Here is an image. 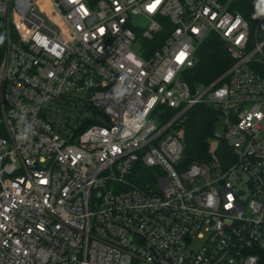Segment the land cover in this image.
<instances>
[{"label":"built area","instance_id":"obj_1","mask_svg":"<svg viewBox=\"0 0 264 264\" xmlns=\"http://www.w3.org/2000/svg\"><path fill=\"white\" fill-rule=\"evenodd\" d=\"M210 35L232 64L192 88ZM0 264H264V0H0Z\"/></svg>","mask_w":264,"mask_h":264},{"label":"trees","instance_id":"obj_2","mask_svg":"<svg viewBox=\"0 0 264 264\" xmlns=\"http://www.w3.org/2000/svg\"><path fill=\"white\" fill-rule=\"evenodd\" d=\"M238 6L247 16L245 5L239 2ZM231 64L232 58L225 53L221 40L215 35H210L198 47L196 64L187 71L186 80L192 88L208 85L221 76ZM218 122V109L212 104L201 102L187 110L177 126L184 143V158L187 162L212 158L209 137ZM229 150L230 147L219 140L214 153L221 157Z\"/></svg>","mask_w":264,"mask_h":264},{"label":"rangeland","instance_id":"obj_3","mask_svg":"<svg viewBox=\"0 0 264 264\" xmlns=\"http://www.w3.org/2000/svg\"><path fill=\"white\" fill-rule=\"evenodd\" d=\"M217 128H218L219 130H222V128H223V126H222V124L220 123V121H219L218 124H217ZM195 245H197V243H195Z\"/></svg>","mask_w":264,"mask_h":264},{"label":"snow or ice","instance_id":"obj_4","mask_svg":"<svg viewBox=\"0 0 264 264\" xmlns=\"http://www.w3.org/2000/svg\"><path fill=\"white\" fill-rule=\"evenodd\" d=\"M153 7H154V5H153ZM183 56H184V53H181V54L177 57V59H178V60H182V59H183Z\"/></svg>","mask_w":264,"mask_h":264}]
</instances>
